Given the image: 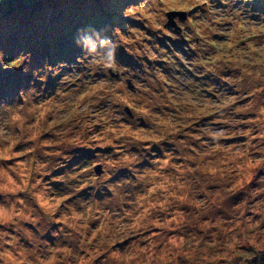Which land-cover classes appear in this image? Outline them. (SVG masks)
<instances>
[{
  "label": "rangeland",
  "instance_id": "obj_1",
  "mask_svg": "<svg viewBox=\"0 0 264 264\" xmlns=\"http://www.w3.org/2000/svg\"><path fill=\"white\" fill-rule=\"evenodd\" d=\"M18 4L0 264H264V0Z\"/></svg>",
  "mask_w": 264,
  "mask_h": 264
},
{
  "label": "trees",
  "instance_id": "obj_2",
  "mask_svg": "<svg viewBox=\"0 0 264 264\" xmlns=\"http://www.w3.org/2000/svg\"><path fill=\"white\" fill-rule=\"evenodd\" d=\"M21 1H23V0H0V5L2 4V3H4L6 6H7V8H6V10H9L10 8V6H13V4H15V5H19L18 3L19 2H21ZM103 2H98V4L100 5V4H102ZM86 5H84L83 4V6H81L80 8H70V6L68 7V8H70V9H76V10H79V14L77 15V16H73V18H74V20H76V21H79L81 24H82V28L83 29H85V30H87V29H91L90 28V26L92 25V27L94 28V29H96V27L99 25L97 22H98V15L96 14L95 15V17H94V15L93 16H91V14L89 13V10H86ZM101 7V6H100ZM20 10H22V9H20ZM102 10H103V8H102ZM1 14H6V12H5V10L1 13ZM15 15H17L18 13L17 12H15L14 13ZM16 18V17H15ZM14 19V18H13ZM73 20V21H74ZM10 21V20H9ZM12 22H14L13 20H12ZM78 22V23H79ZM23 26H25V25H23ZM23 26H21V27H23ZM28 44H30V43H28ZM44 43H42L41 45H43ZM22 46H27V45H22ZM58 56V55H57ZM56 56V54H55V57H57ZM51 60H49L48 62H50ZM2 87H5V86H2ZM69 166H71V165H68L67 167H69ZM262 255V254H261ZM260 261L262 262V263H264V260L262 261L261 260V258H260Z\"/></svg>",
  "mask_w": 264,
  "mask_h": 264
},
{
  "label": "water",
  "instance_id": "obj_3",
  "mask_svg": "<svg viewBox=\"0 0 264 264\" xmlns=\"http://www.w3.org/2000/svg\"><path fill=\"white\" fill-rule=\"evenodd\" d=\"M175 14H178L180 17H183L184 16L183 14H179L178 12H170V13H168V16H173ZM169 18H170L169 21L172 22L171 17H169ZM100 171H101V166L100 165L95 166V172L99 173Z\"/></svg>",
  "mask_w": 264,
  "mask_h": 264
}]
</instances>
